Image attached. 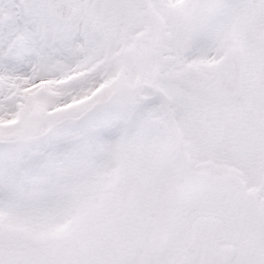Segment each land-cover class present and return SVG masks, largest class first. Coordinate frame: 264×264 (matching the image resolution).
<instances>
[{"label":"snow or ice","instance_id":"1","mask_svg":"<svg viewBox=\"0 0 264 264\" xmlns=\"http://www.w3.org/2000/svg\"><path fill=\"white\" fill-rule=\"evenodd\" d=\"M0 264H264V0H0Z\"/></svg>","mask_w":264,"mask_h":264}]
</instances>
